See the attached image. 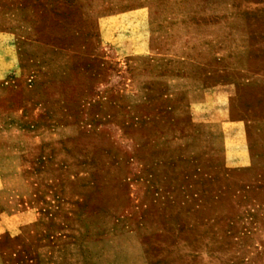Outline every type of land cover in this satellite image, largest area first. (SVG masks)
I'll use <instances>...</instances> for the list:
<instances>
[{
    "label": "rangeland",
    "instance_id": "1",
    "mask_svg": "<svg viewBox=\"0 0 264 264\" xmlns=\"http://www.w3.org/2000/svg\"><path fill=\"white\" fill-rule=\"evenodd\" d=\"M0 264H264V0H0Z\"/></svg>",
    "mask_w": 264,
    "mask_h": 264
}]
</instances>
